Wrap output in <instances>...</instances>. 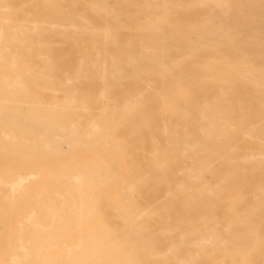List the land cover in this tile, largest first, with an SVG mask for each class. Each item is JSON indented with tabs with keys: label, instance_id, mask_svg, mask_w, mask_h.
I'll list each match as a JSON object with an SVG mask.
<instances>
[{
	"label": "bare ground",
	"instance_id": "6f19581e",
	"mask_svg": "<svg viewBox=\"0 0 264 264\" xmlns=\"http://www.w3.org/2000/svg\"><path fill=\"white\" fill-rule=\"evenodd\" d=\"M192 1L0 0V264H264V0Z\"/></svg>",
	"mask_w": 264,
	"mask_h": 264
},
{
	"label": "rangeland",
	"instance_id": "374dc122",
	"mask_svg": "<svg viewBox=\"0 0 264 264\" xmlns=\"http://www.w3.org/2000/svg\"><path fill=\"white\" fill-rule=\"evenodd\" d=\"M153 1L160 2L162 0H153ZM179 1L182 3V6L185 7V8H188L189 5H191L192 2H193L192 0H179ZM213 6H214L213 3H209L207 5V8L204 9L203 11H200V10L197 11V10H193V9H190L189 11L188 10L185 11L186 12L185 13V19L183 20L184 27L189 28L193 23L202 20L207 14H209V13H211V11H213V10L210 9ZM141 17H142V15L136 16V18H141ZM101 18L102 17L94 18V21L93 22L94 23L100 22L101 21ZM183 44L184 43L182 42V45ZM257 51H260L261 52V47L258 46L257 47ZM257 59H260V58H257ZM58 93L61 94V92H58ZM114 96H115L114 97V100H115L114 103L117 106H120L122 104V102H123L122 92L119 93V94H117V95H114ZM104 105L105 104L99 103L96 106H93V110H91L90 112H95V110L98 111V110L102 109ZM138 124L141 126V129H144L146 127L145 123L140 122ZM135 127H136V125H135Z\"/></svg>",
	"mask_w": 264,
	"mask_h": 264
}]
</instances>
